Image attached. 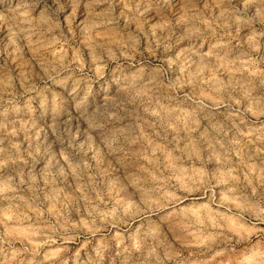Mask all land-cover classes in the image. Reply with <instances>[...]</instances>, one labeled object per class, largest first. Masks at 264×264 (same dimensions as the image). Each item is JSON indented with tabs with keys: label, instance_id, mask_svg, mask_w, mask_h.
Instances as JSON below:
<instances>
[{
	"label": "clouds",
	"instance_id": "obj_1",
	"mask_svg": "<svg viewBox=\"0 0 264 264\" xmlns=\"http://www.w3.org/2000/svg\"><path fill=\"white\" fill-rule=\"evenodd\" d=\"M0 264H264V0H0Z\"/></svg>",
	"mask_w": 264,
	"mask_h": 264
}]
</instances>
